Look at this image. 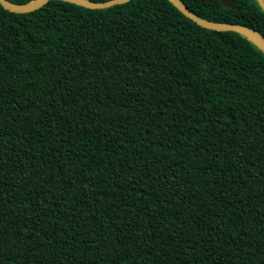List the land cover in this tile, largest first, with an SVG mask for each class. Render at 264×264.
<instances>
[{
  "label": "trees",
  "instance_id": "16d2710c",
  "mask_svg": "<svg viewBox=\"0 0 264 264\" xmlns=\"http://www.w3.org/2000/svg\"><path fill=\"white\" fill-rule=\"evenodd\" d=\"M0 264H264V52L168 0L0 4Z\"/></svg>",
  "mask_w": 264,
  "mask_h": 264
},
{
  "label": "water",
  "instance_id": "95a60500",
  "mask_svg": "<svg viewBox=\"0 0 264 264\" xmlns=\"http://www.w3.org/2000/svg\"><path fill=\"white\" fill-rule=\"evenodd\" d=\"M47 1L48 0H30L26 3L18 4L8 0H0V4L4 8L12 12L23 13V12H30L40 8ZM64 1L72 2L87 8H104L114 4L127 2L129 0H106V1H98V2L91 0H64ZM168 1L171 2L185 16L195 21L198 25L214 30H232L238 32L246 36L252 42H254L264 52V37L253 28L237 23L208 20L192 12L181 0H168ZM220 2L225 6H231L235 3V0H220ZM257 2L264 11V0H257Z\"/></svg>",
  "mask_w": 264,
  "mask_h": 264
}]
</instances>
